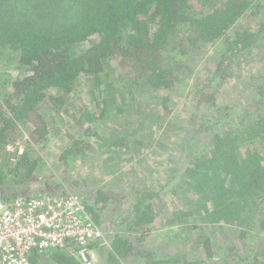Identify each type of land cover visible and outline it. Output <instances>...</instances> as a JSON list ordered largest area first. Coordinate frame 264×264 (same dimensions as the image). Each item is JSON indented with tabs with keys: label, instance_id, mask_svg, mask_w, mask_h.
Listing matches in <instances>:
<instances>
[{
	"label": "trees",
	"instance_id": "16d2710c",
	"mask_svg": "<svg viewBox=\"0 0 264 264\" xmlns=\"http://www.w3.org/2000/svg\"><path fill=\"white\" fill-rule=\"evenodd\" d=\"M262 12L261 0H0V60L13 63L20 76L5 81L0 99V198L29 197L43 180L46 162L31 151L51 140L56 127L50 120L74 125L75 133L58 157L65 167L72 158L90 160L100 152L107 155L111 171L112 162L122 167L124 159L140 158L150 148L141 164L154 156L158 143L167 149L159 137L175 135L178 141L171 146L178 158L169 162L173 166L166 171L165 189L178 197L181 207L173 213L175 224L183 225V238L201 231L200 254L190 259L179 251L157 260V251L146 247L152 227L166 211L163 190L143 186L125 197L110 183L98 186L92 202L85 203L98 224L99 212L112 208L115 224L123 229L111 238L105 264H123L133 256L144 260L140 264L240 260L237 245L228 246L223 258L215 236L227 228L241 239L259 234L264 240V71L252 74L257 82L253 98L231 123L221 125L234 108L209 90L212 83L221 87L234 80L237 66H256L264 53ZM246 17L256 18L255 25L237 27ZM220 42L205 85H184L190 66L197 67L202 53ZM178 98L184 99L179 115L188 111L186 118L175 117ZM98 127L105 128L102 135L94 132ZM24 129L28 146L12 158L8 148ZM67 175L63 183L70 180ZM51 179L44 180V192L68 197L58 193L63 183L52 185ZM208 226L212 235L205 232ZM45 254L55 264H79L62 251ZM45 254L34 253L31 263L42 264ZM248 260L264 264V246Z\"/></svg>",
	"mask_w": 264,
	"mask_h": 264
},
{
	"label": "rangeland",
	"instance_id": "374dc122",
	"mask_svg": "<svg viewBox=\"0 0 264 264\" xmlns=\"http://www.w3.org/2000/svg\"><path fill=\"white\" fill-rule=\"evenodd\" d=\"M263 17L264 12L259 14L260 19H262ZM255 21L256 18L251 19L250 17H246L244 19H241L237 27H253L255 25ZM222 44L223 43L221 42L213 44L209 47V49L202 53L203 57L201 63L197 67L191 65L190 71L185 72L186 78L184 85H188L191 87V85H196L197 83V85L200 87V83L204 84L209 80V71L207 70V68H209L218 58L219 50L222 49ZM257 59L259 61L257 62L256 66H250V64H243L240 67L237 66L235 74H238V72L239 74L234 80L230 79L225 81L221 87H218L216 83L211 84V89L213 88V90H209V92L215 93L221 104L229 105L234 108L231 117H227L226 120L223 119L221 125L231 123L232 119H238V116L241 115L244 106L248 104V102L253 98V96L251 97V94L255 91L257 82L253 78L252 74L254 72L264 71V53L258 56ZM14 67L15 65L13 63L8 64L6 58H2L0 60V99L2 95L6 93L4 90L6 85L5 81L20 77L18 73L14 71ZM196 78L200 79L201 82H197ZM86 92L87 90L85 89L84 93ZM183 101L184 99L181 100V98H178L177 100V102H179L178 107L176 108L178 109V111L174 112L176 113V118H186L188 116V111L186 112V114L182 113L179 115V111L184 107V103H182ZM86 104L91 108L92 113L94 114L95 106L94 104L89 102L88 98L86 99ZM204 108L208 113H210V111L206 107ZM202 112L203 111L200 109L199 113ZM50 122L55 123L53 125L56 127L52 132L54 135H52L51 140L46 144V146H32L31 153L34 154V156L42 157L46 162V166H44L42 170L43 180H41V183H39V185H35L33 187L29 194V197L37 196L40 193H45V179L46 181H48L49 178H52L50 182L52 183V185H54L56 181L62 182L61 180L65 178V173H68L66 177L69 176L70 180H68L66 183L62 182L64 186L58 193L79 195L85 200V203L92 202L94 191L98 186L105 187V185H108L110 183H112V188L124 193L123 195L125 197L130 196L132 191L140 189L143 186L153 191H157L160 189L161 191L163 190L161 196L164 197L163 201L165 203V207H167L165 208L166 211L161 213L160 217L158 218V222L152 227V235L148 239V247H146V249H153L157 251L159 255V258H157V260L163 259V255H175L176 253H179V251L187 253L190 259H195L196 256L200 254L201 250L198 249L197 245L200 241L199 235L201 231L198 230L193 238L191 237V235H187L185 238H183L185 230L183 229V225L175 224L177 218L176 214L173 213L181 207L178 201V197H176L174 194L171 195L167 192L168 190L165 189V186L168 182V180H166L167 176L165 177L166 171L169 172L170 168L173 166L169 162L178 158L176 157V150L171 146L172 143L174 144L178 141L175 135L171 136L173 138L171 141V137L169 140L159 137L158 139L160 141H163V145H165L167 149L162 148L161 144L158 143V146L155 145L157 148V152L154 154V156L146 157L141 164H139V162L142 161L143 157L151 153L150 148L144 149L142 151L143 153L140 154V158L135 156L132 160L129 161L127 159H124V164H122V167L121 163H119L118 161L112 162L111 165L114 167L112 169L113 171L115 170V175L111 176L110 174H112V169H110L111 171H109L107 169H109L110 167L106 166L108 157L106 154H101L100 152H98L97 156L100 157V160H105L104 164L100 163L101 166L97 162V156H95L94 158L93 156H91V158H89L90 160L87 159L88 157L86 159L78 157L75 159L72 158V160L69 161L68 167H65L62 163L58 162V157L61 154L62 149L66 147L64 145L67 144V138H71L75 133L73 128L74 125H70V122L67 120L64 121L67 124L64 123L63 126L60 125L62 124V122L52 120H50ZM84 123L86 125V122ZM102 125L103 124H101L100 126ZM220 127L221 126L219 125L217 126V128ZM103 129L105 130V128L103 127H98L94 129V132L100 133L98 135H102ZM177 135L179 136V134ZM186 136L187 134L183 136V142L185 141ZM95 138L92 139L93 142L96 141ZM28 139L29 134L27 130L24 129L16 143L9 146V155L12 158L20 155L27 148L29 142ZM120 159L122 160V157H120ZM102 166L106 170L101 169ZM100 170H103L105 172L102 171L100 173ZM64 171L66 172L63 174ZM121 173H124L122 177H120ZM99 213V216L101 218L99 225L104 230L105 241L102 244L100 250L93 249V256L95 264H105L106 253L109 249L108 247L110 245L111 238L116 232L123 231V229H121L120 226L117 227V225L115 224L116 220L112 208L103 209ZM204 228L206 233L212 235L210 229L211 227L208 226ZM239 235V232L236 233L235 230L226 228L225 230H223V233H217L215 237H218L220 240L216 238L215 244L217 243V248L223 258L225 257V249L228 246L237 245V253L239 254V258L241 259H232V261H229V264H250L251 260L248 259L251 258L255 253H257L262 245L264 246V240H262V236L259 234H251L244 239L238 237ZM64 253L70 257L73 256L72 254H69L67 252ZM48 260L49 257H47V255L45 254L42 256L41 262L42 264H55L54 262ZM142 262H144L142 258L133 256L123 264H140Z\"/></svg>",
	"mask_w": 264,
	"mask_h": 264
},
{
	"label": "built area",
	"instance_id": "2783aa9c",
	"mask_svg": "<svg viewBox=\"0 0 264 264\" xmlns=\"http://www.w3.org/2000/svg\"><path fill=\"white\" fill-rule=\"evenodd\" d=\"M102 241L104 230L89 217L79 195L0 199V264H32L34 253L50 251L72 254L80 264H95L93 249Z\"/></svg>",
	"mask_w": 264,
	"mask_h": 264
}]
</instances>
